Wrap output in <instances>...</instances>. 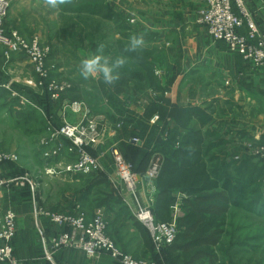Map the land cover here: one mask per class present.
<instances>
[{
	"label": "crops",
	"instance_id": "crops-1",
	"mask_svg": "<svg viewBox=\"0 0 264 264\" xmlns=\"http://www.w3.org/2000/svg\"><path fill=\"white\" fill-rule=\"evenodd\" d=\"M10 2L11 7L5 20L6 30H18L28 39L39 35L43 41L51 42L53 51L50 57L60 69L56 74L60 79L67 78L71 72L79 74V63L65 62V57H87L96 52L101 42L95 32H89L84 36L85 40H89L88 44L82 43L79 33L66 29L67 22H83L81 25L85 27V19L86 22L103 23L110 30L115 27V39L120 44V49L105 56L110 59L126 57L127 63L123 67L145 72L141 61L133 59L131 52H126L122 46L123 43L128 44L133 35H143L145 45L153 49V56L156 52L160 58H165L163 62H152L154 69L149 72L156 84L150 82L149 78L143 86L131 82L125 93L117 95L104 82L111 97L123 101L125 109L121 110L122 113L109 104L108 97H103V100L98 98L104 105L103 110L96 112V108H92L94 113L104 114L108 120L118 116L129 120L128 128L111 137V141L117 142L121 149L126 144L131 145L129 139L137 134L144 141L145 145L142 146L132 144L140 148V153H144V158L134 160L135 165L143 169L137 171L140 175L143 176L144 169L153 158L155 144L161 141L157 135L162 124L180 137L192 131H202L205 139L204 157L214 177L223 179L226 174H230L232 178H236L237 175L232 173L233 167L250 163L257 158L252 154L249 144L254 141V135L264 131V68L255 69L246 65L240 55L227 49L223 41H214L209 36L207 28L197 21L205 0H73L71 4L61 6L59 11L38 9L35 7V0ZM245 2L264 29V0ZM112 12L116 16L113 17ZM80 42L84 46L74 45ZM143 49L136 53L139 55V52H144ZM101 78L91 80L96 85ZM35 79L36 75L28 57L24 53H13L10 58H6L4 46L0 44V83L12 82L14 90L30 93L33 92ZM75 83L77 90L80 86L82 88L88 85L80 74ZM149 88H155L161 93L158 112L161 119L156 125H152L145 115L149 105L144 100L148 96ZM9 91L0 86V94L8 93L12 97L15 110L16 107L24 106L19 105V97L11 95L12 92L10 94ZM70 100H76V97ZM63 107L62 105L55 118L57 123ZM103 116L100 117L104 120ZM43 132L46 134L45 124ZM160 143H165L163 151L169 156L173 147L165 140ZM104 148L105 146L101 147L106 151ZM110 158L111 155L105 152V167L98 175L48 174L47 180L55 177L72 186L71 191L63 188L58 189L56 194L53 189L49 191L45 187L42 192L38 177H34L36 172L43 173L45 161L43 168L36 163L33 165L26 158L21 162H10L0 167V220L5 208L11 204L17 213L18 232L13 243L18 259L26 264H118L108 254L92 258L84 250L75 247H61L53 254H48L52 251L49 240L62 227L46 215H39L42 210L75 212L78 207L89 217L99 210L104 212L108 205L105 198L96 196L99 195L96 188L110 179L111 174L106 170ZM24 175L36 180L35 189L28 183L20 186L10 181ZM142 179L138 183L137 196L145 204L148 196L156 197L158 190L155 181L144 184ZM83 180H90L85 189L81 188ZM184 196L185 193L181 190L173 193L175 202L181 203ZM130 197L127 201L128 213L125 216L119 217L118 213L107 208V214L114 215L110 223L111 233L122 248L141 258H147L152 252L147 251L134 224L138 220L134 214L137 201L133 194ZM182 215L183 211L179 216ZM141 224L144 225L142 222ZM245 226L249 228L250 224ZM245 226L239 223V229L243 227V230ZM224 238L225 235L222 242Z\"/></svg>",
	"mask_w": 264,
	"mask_h": 264
},
{
	"label": "built area",
	"instance_id": "built-area-1",
	"mask_svg": "<svg viewBox=\"0 0 264 264\" xmlns=\"http://www.w3.org/2000/svg\"><path fill=\"white\" fill-rule=\"evenodd\" d=\"M9 9L10 0H0V44L4 46L6 58H10L13 53H24L36 74L37 82L34 85L45 88L51 99H61L68 94L71 85L66 79H60L56 75L60 69L55 62L49 61L52 45L43 41L39 35L28 39L18 30L7 31L5 20ZM197 21L207 28L209 36L214 41H223L227 49L240 55L246 65L255 69L264 68V29L245 0H205L204 8L200 10ZM0 86L9 89L13 96L19 97L22 105L33 104L25 94L13 89L12 82L0 83ZM160 95L161 93L155 88H149L148 96L144 100L145 104L160 103ZM68 104L66 106H69ZM85 105L83 101H74L70 105L75 114H82L78 122H69L66 108L62 110L59 123H56L53 117L47 119L46 134L40 140L46 162L45 173L55 176L62 173L93 174L104 169V155L108 152L117 173L115 176L129 192L136 196L135 217L150 231L155 251L162 253L173 242L178 232L177 219L182 211L181 203L175 202L172 206V222L157 221L153 211L155 198L152 196L145 204L142 203L138 199L137 188L141 178L156 180L164 166L165 156L157 151L143 176L140 175L117 142L105 147L106 151L100 149L98 141L106 133L108 124L104 125V120L95 116L96 114ZM160 119L159 113H155L149 121L152 125H156ZM124 125V120L118 119L114 128L108 131V136H117ZM170 134L165 125L159 126L157 138L168 140ZM129 140L130 143L138 146L144 144V141L137 136ZM253 140L249 144L252 154L264 158V131L254 135ZM19 161L20 156L17 153L0 150V167L9 162ZM10 181L20 186L28 183L34 189L37 183L28 175ZM40 214L46 215L52 222L62 227L49 240L52 251L48 254H53L61 247H75L84 250L87 256L92 258H100L108 254L118 264H158L153 258L137 259L123 251L108 234L109 221L101 210L92 217H89L80 207L75 212L42 210ZM17 232V213L13 206L8 204L0 220V264H26L15 255L13 242Z\"/></svg>",
	"mask_w": 264,
	"mask_h": 264
},
{
	"label": "rangeland",
	"instance_id": "rangeland-1",
	"mask_svg": "<svg viewBox=\"0 0 264 264\" xmlns=\"http://www.w3.org/2000/svg\"><path fill=\"white\" fill-rule=\"evenodd\" d=\"M75 2L79 3L81 1H75ZM10 7H11V2H10ZM83 21L84 24L86 25L85 27L81 25L83 22L79 24L76 21L74 23L67 22L66 24L68 26L66 27V29L73 30V32L79 33L81 35L80 40L82 41V43L86 45L88 44L89 40H85L84 36L88 35L89 32H95L98 41H101L100 44L105 45L104 55L108 53H114V51L120 49V44L117 43L115 39V33H114V30L116 29L115 27H113V29L110 30L109 27L103 25V23L100 22L93 23L90 21L86 22L85 19H83ZM47 43L52 45L51 42H47ZM82 43L81 42L76 44L74 43V45L78 47L79 45L84 46ZM127 45H128L127 43L122 44L123 48H126ZM143 50L144 52L142 53L139 52V55L136 52H131V54L133 55L132 56L133 59L142 62L143 70L146 72L147 77H149L150 82H153L154 81L153 75L151 74V72H149L150 70L152 71L154 69L152 62L153 60H155L156 62L157 61L163 62L165 58L164 59L163 57L160 58L156 52H154V56H153V49L151 48V46L145 45ZM82 58L85 57H79V58L65 57L64 61L65 62L72 61L74 63L80 64ZM114 59L115 58H113L112 60ZM49 61L50 62L52 61L51 57ZM78 75L76 73L71 72L67 78L63 77L71 85V89L68 91V94L63 96L64 100L61 102L60 106L58 105L60 99L59 100L51 99L52 101H54V106L56 107L53 110L54 112L51 113L50 115L46 113V111L44 110V103L39 102V99H36V97L34 96V94H32V92H30L31 95L29 96L28 94H25L26 92L16 89V91L18 92H23V94H25L33 102V104H27L22 107L20 106V108L16 107L17 110L13 108L11 102L12 97H10L8 93L7 94L4 93L3 95L0 94V150L15 152L20 156V162L22 160H25L26 158L30 160V162H32L33 165L34 163H36V165L38 166L41 165L43 168L45 159L40 144L41 138L45 135V132H43L44 131L43 119L44 118L46 119V124H47V119L49 117H53V118L57 117L61 111L62 105L64 106L63 108L67 109L68 120L69 122L72 123L78 122L82 118V114L81 113L75 114L74 111L72 110V107L70 106L71 103L74 101H79V102L83 101L86 104L85 106L90 108L91 111L94 110L92 108H96L97 110L96 112H100L99 110L104 109V105L101 102H99L98 98H101L103 100V97H108L110 99L109 104L112 105L114 109L118 110V112L122 113L121 110L125 109L123 101H121L117 97H111V95L108 93V90L105 88L104 81L102 78L99 84L96 85L91 80V78H89L86 80L88 82V85L82 88H80L81 87L80 86L78 87L79 89L77 90L75 88L76 85L75 82L78 78ZM36 80L37 78L35 79L34 82H37ZM137 86H143V85L139 83ZM32 89L35 93L40 95H44V93L46 92L45 88L42 89V87H38V86L36 87L35 85L32 86ZM69 96H71V98L76 97V100H70L71 98ZM67 103H69L68 104L69 106H66ZM19 105L22 104L19 103ZM96 112H95L96 115L94 114L95 116L100 117L104 115V114H98ZM104 116H103L104 125L105 123H107L108 127L106 128L107 129L106 133L103 135V137L100 138L98 142L101 147L104 146L109 147L113 142L111 141L112 140L111 137L108 136V131L114 128V124L118 119H124V118L118 116L113 120L112 119L108 120ZM158 142L159 143L157 142L156 143L159 145L154 143L155 146H154L153 155L157 151L163 154V150L166 145H164L165 143L161 144L160 143L161 141ZM132 148L130 150L135 151V158L139 159L144 157V153L143 152L140 153V148L138 146L133 145ZM254 160L255 161H251L250 163H244V164L241 163L239 166L233 167L232 169L233 174L244 177L245 180L250 182V185L246 192V198L242 202L243 206L234 208L231 212L228 232L219 249L220 255L222 256V264H264V158L257 157L254 158ZM150 163L151 160L148 162L147 168L150 165ZM106 168L108 173L111 174L110 179L103 186H99L98 188H96L99 193V195L96 194V196L98 198L101 197L102 199L105 198L108 207L105 208L106 210L104 211V213L110 224L113 220L114 215L107 214L109 212V211L107 212V208L118 213L119 217H122L124 214L127 215L128 213L127 201L128 199L131 198L130 194L132 193L129 192L125 188V185L115 176L117 175V173L115 172L113 167L112 157L110 158V161L107 163ZM147 168L144 170L146 171ZM136 169H137L136 171H143V169L138 167L137 165H136ZM42 171L43 173L36 172L34 174V177L37 176L39 182L41 183L40 185L42 188V192H44V187L46 188V190L49 191L53 189V192H55V194L58 189L67 188L70 191L72 190V186L62 183L61 180L55 177H50L54 179L47 180L48 174H44L45 170L42 169ZM44 180H46L45 181L46 184H44ZM142 182L146 184V183H150L151 181L144 177L142 179ZM88 183L90 184V180L87 181L83 180L81 182V188L84 187L85 189L89 185ZM152 196H148V198ZM239 223L244 226L246 224H250V226L249 228L245 226L246 228L242 230L243 227L239 229ZM143 226L150 235V231L147 229V227L145 225ZM253 236H254V240H252ZM119 247L123 251L133 255L137 259H147V258H141L135 255L134 253L125 250L120 245ZM162 264H166V263L164 262Z\"/></svg>",
	"mask_w": 264,
	"mask_h": 264
},
{
	"label": "trees",
	"instance_id": "trees-1",
	"mask_svg": "<svg viewBox=\"0 0 264 264\" xmlns=\"http://www.w3.org/2000/svg\"><path fill=\"white\" fill-rule=\"evenodd\" d=\"M111 15L116 16L115 12ZM118 71L120 79L115 84H108L117 95L125 93L131 82L144 85L149 78L145 72L131 68L122 67ZM152 83L156 84L155 80ZM25 94L31 95L29 92ZM32 94L39 99V102L44 103L46 113L50 115L54 112L56 106L47 90L44 95L34 91ZM63 98L58 102L59 106ZM159 105V103L151 102L145 112L146 117L150 118L158 113ZM189 115L191 116V113ZM43 120L46 127V119ZM123 120L125 125L121 131L127 129L129 123L126 118ZM204 141V135L200 130L186 133L181 137L171 133L170 138L165 140L173 149L169 156H166L163 151L165 162L155 180L158 192L153 211L157 221L172 222V206L176 201L173 193L176 190L185 193L181 202L183 215L177 219L178 232L173 242L162 253H157L145 227L138 220L134 222L147 251L152 252L149 258L157 260L158 264L164 262L166 264H222L219 249L224 235L226 236L228 232L230 211L232 208L243 206L242 202L246 198L250 182L238 175L232 178L233 176L226 174L223 179L212 176L204 157ZM131 148L132 145L126 144L121 150L136 167L135 151L130 150ZM99 173L102 172L89 175ZM108 234L118 244L111 233V224L108 226Z\"/></svg>",
	"mask_w": 264,
	"mask_h": 264
},
{
	"label": "clouds",
	"instance_id": "clouds-1",
	"mask_svg": "<svg viewBox=\"0 0 264 264\" xmlns=\"http://www.w3.org/2000/svg\"><path fill=\"white\" fill-rule=\"evenodd\" d=\"M73 0H35V7L48 11H59L61 6L69 5ZM145 46L143 35H133L125 48L126 52H136ZM105 45H98L96 52L82 58L79 64V74L85 80L89 78L102 77L107 84H115L120 79L119 69L127 63L124 56L116 57L114 60L104 55Z\"/></svg>",
	"mask_w": 264,
	"mask_h": 264
}]
</instances>
